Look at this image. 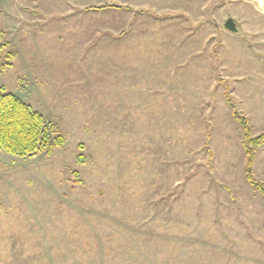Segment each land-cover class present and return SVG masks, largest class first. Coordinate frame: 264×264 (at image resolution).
Listing matches in <instances>:
<instances>
[{
	"label": "rangeland",
	"instance_id": "1",
	"mask_svg": "<svg viewBox=\"0 0 264 264\" xmlns=\"http://www.w3.org/2000/svg\"><path fill=\"white\" fill-rule=\"evenodd\" d=\"M0 85L65 139L0 151V264H264V0H0Z\"/></svg>",
	"mask_w": 264,
	"mask_h": 264
},
{
	"label": "trees",
	"instance_id": "2",
	"mask_svg": "<svg viewBox=\"0 0 264 264\" xmlns=\"http://www.w3.org/2000/svg\"><path fill=\"white\" fill-rule=\"evenodd\" d=\"M110 8L120 9L112 5L90 9ZM235 119L243 131L241 145L246 157L245 179L264 203V181L254 176L252 168L257 149L264 146V132L253 136L251 126L244 116L236 114ZM50 133V126L41 112L0 85V151L18 158H29L43 150H50L54 145L62 148L64 137L58 135L53 140ZM79 159L84 162V156H79Z\"/></svg>",
	"mask_w": 264,
	"mask_h": 264
},
{
	"label": "water",
	"instance_id": "3",
	"mask_svg": "<svg viewBox=\"0 0 264 264\" xmlns=\"http://www.w3.org/2000/svg\"><path fill=\"white\" fill-rule=\"evenodd\" d=\"M224 26L230 32L236 33L238 31L237 23L233 18H229L225 21Z\"/></svg>",
	"mask_w": 264,
	"mask_h": 264
}]
</instances>
